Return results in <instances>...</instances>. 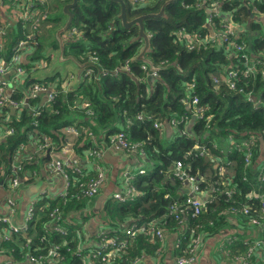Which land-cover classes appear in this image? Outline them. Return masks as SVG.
<instances>
[{"label": "trees", "instance_id": "16d2710c", "mask_svg": "<svg viewBox=\"0 0 264 264\" xmlns=\"http://www.w3.org/2000/svg\"><path fill=\"white\" fill-rule=\"evenodd\" d=\"M4 1L15 6V0ZM72 1L63 0L56 9L63 14L62 9ZM123 1L130 20L158 14L164 8L162 17L144 21L150 37V50L145 54L149 62L138 59L143 40L139 38L137 25L123 28L119 2L80 0L72 9L74 19L69 28L76 27L77 31L71 37L62 35L66 38L63 39L65 56H73L83 66L82 82L76 90L65 86L69 77L59 85L52 83L58 91L53 102L39 106V99H32L27 101V107L17 110V118L6 125L7 129L15 131L0 144V184L6 186L11 181L16 173L12 167L16 151L32 136L41 143L46 138L51 145L59 146L63 142L56 132L63 134L61 129L76 121L80 135L76 150L82 161H87L90 150L114 145L111 137L122 132L129 143L142 145L145 156H140L139 150L132 154L121 149L126 157H137L139 170L126 166L123 171L135 175L133 184L138 193L125 203L117 200L115 194L104 200L98 216L102 225L110 230L109 237H123L129 225L156 220L165 233L177 236L174 264L177 258L188 255L197 239L206 241L222 235L223 230H230V237L239 238L230 246V255L244 254L249 249L243 244L244 238L249 237V232L253 233L254 227L249 217L241 213L233 215L232 210L249 205H254L250 206L254 211L261 208L246 195L257 187L259 175L264 170V76L261 71L264 21L260 19L264 14V0H175L167 5L170 0ZM26 6L23 2L21 8ZM215 8L219 9V14L213 13ZM44 9L49 14L52 10L48 3ZM225 19L234 24V34L229 35L228 40L217 38L213 42L212 34L226 32ZM50 21V17L44 20L42 35L50 30ZM54 22L59 23L58 28L65 25L59 19ZM5 34L0 59L11 57L23 39L18 25L6 29ZM232 43L243 51L237 53ZM193 45L195 47L190 49ZM244 54L249 57L248 64L255 66L254 72L249 76L240 73L235 79L236 89L230 90L225 76L230 70H245L241 59ZM41 56L38 52L32 61L42 60ZM126 64L130 71L124 70ZM88 69H92L93 75L85 76ZM104 72L108 75L102 76ZM34 81L38 80L30 77L27 84ZM48 81L53 82L52 79ZM22 93L23 90H17L12 95L16 100L25 101ZM79 100L83 102L78 104ZM194 100H198L196 106ZM85 103L89 107H85ZM197 108L201 109V115ZM33 109L38 111L36 116ZM2 110L4 116L10 112L9 107ZM139 116L144 119L140 121ZM149 116H153V120H149ZM167 125L173 130L171 138ZM88 132H92L96 140H92ZM203 147L208 154L202 151ZM238 147L242 150L238 151ZM246 154L250 156L248 163ZM41 161L24 163L23 169L34 170ZM177 161L182 162L183 170L195 177L203 190H215L213 199H208L211 202L199 216H193L187 208L189 187L175 175ZM88 165L91 164L88 162ZM221 166L226 171L223 176L218 172ZM142 170L145 174H141ZM41 173L39 170L37 174ZM85 175L88 176L84 180H88L95 171L90 170ZM32 179L25 182L30 183ZM119 186L123 191V178ZM43 198L39 207H44V211L30 224L28 234L23 232L27 238L12 234L10 241L0 239V246L14 257L12 264H29L30 258L51 256L52 250L58 253L60 259H56L62 264H87L85 258L74 253V249L83 244L81 239H76V214L83 217L88 212V218L95 215L92 206L96 198L83 197L79 188L72 190L65 199L47 195ZM174 204L186 211L179 214L181 222L176 219L178 215L172 214ZM4 226L0 225V234L4 233ZM56 228L65 229L68 235L59 234ZM258 231L264 240V227H259ZM183 236L180 248H176L177 240ZM128 241V249L120 252L111 264H132L144 257L156 260L163 255V243L156 236L140 233ZM92 242L94 247L88 248V253L98 248V236ZM261 248L255 249L253 264H264ZM93 262L99 264L88 258V264Z\"/></svg>", "mask_w": 264, "mask_h": 264}, {"label": "built area", "instance_id": "2783aa9c", "mask_svg": "<svg viewBox=\"0 0 264 264\" xmlns=\"http://www.w3.org/2000/svg\"><path fill=\"white\" fill-rule=\"evenodd\" d=\"M141 1H147V0H141ZM23 2L27 5L25 9H22ZM15 6L5 2L4 0H1L0 2V49L3 46V36H6V29L9 27H12L17 22V25L21 27V31L23 33V39L18 43L16 48L14 49V54L6 59L5 57H1L0 59V110L4 107L14 108V109H20L22 107H27L29 100L39 99L40 97L46 95L48 102H53L55 97L57 96V90L53 85H46L44 83H41L40 80L35 81L31 84L26 83L30 80V75L38 69L40 70L39 64L42 60H35L32 61L31 58L33 56V52L29 53L28 55H24L27 49H32L35 51L39 47V43L37 42V36L42 35L41 27H42V21L48 19L49 14L46 9H42L41 11L36 10V2L35 0H15L14 1ZM47 3V2H46ZM46 5V4H45ZM45 7V6H44ZM213 13L219 14V9L215 8L213 9ZM46 18V19H45ZM260 19L264 21V14L260 16ZM37 20V21H35ZM226 32L224 34H212V41L215 42V40L223 39L228 40L229 35H233L234 31V24L228 20H224ZM76 32L77 29L72 28L70 33H68V37L73 34V32ZM187 35V34H186ZM189 36V35H187ZM71 37V36H70ZM190 37V36H189ZM192 39H196L195 37H190ZM36 42V46L35 43ZM195 44V43H193ZM232 49H234L237 53L238 51H243V48L238 47L235 43L231 44ZM195 46H190V49H193ZM25 52V53H24ZM238 56V55H237ZM241 59L244 61V67L245 70L238 71V70H230L227 74V77L225 76V82L228 85V88L230 90L236 89V82L235 79L238 77V75L241 73L243 75L249 76L254 72L255 66H250L248 64L249 57H247L245 54L241 57ZM93 63L96 62V59L92 61ZM258 64H262L261 61H257ZM27 66H30V69L27 68ZM48 66V64H47ZM47 66L45 68H47ZM43 68V69H45ZM122 69V68H121ZM126 71H130L129 64H126V67L124 68ZM262 75L264 76V65L261 68ZM13 72L15 74L16 79L20 82L22 85H26L24 89V100H16L14 99V96L8 92V85L4 80V77ZM31 73V74H30ZM93 75L92 69L86 70L85 76H91ZM108 73L104 72L102 73V76H107ZM219 82V81H218ZM218 87V86H217ZM249 94L248 96H250ZM250 100L251 97L249 98ZM187 102V101H185ZM198 100H194L193 104L196 106L198 103ZM189 104V103H188ZM190 105V104H189ZM192 105V104H191ZM85 107H89L88 103H85ZM197 113H201V109L197 108ZM38 114V111L33 109V115L36 116ZM201 115V114H200ZM138 119L143 120L144 117L139 116ZM149 120H153V116L148 117ZM78 123L75 121L73 124H68L64 126L61 131L63 135L65 134V140H63V137H60V140H62L63 144H60L59 146L56 144L51 145L50 141L45 138L42 143L38 145V151L40 152L41 156L43 152H48L49 156L51 155L52 159L50 162L45 164V172H47L50 175H59L63 181H64V188L63 191L58 193V195L54 196V199L62 198L65 199L72 190L79 188L81 190V193L83 194V197L85 198H97L100 194V191L105 183L106 180V172H105V165L103 164V151L101 149H92L88 153V162L92 165L93 170L95 171V175L93 177L88 178V180H84L85 178V171L84 167L82 166V159L78 155L76 146L79 143V130L77 129ZM157 126V125H156ZM83 128V127H82ZM84 130V129H83ZM14 128L8 129V134L14 133ZM59 132V131H57ZM88 136L92 138V140L95 139V136L92 132H88ZM125 133H117L114 135V137H111L112 142H115L114 145H119L121 149H125L128 152H131L132 154L134 152L140 151L142 157L145 156V151L142 147V145L139 144H132L129 143L126 139ZM96 140V139H95ZM216 145V144H215ZM217 146V145H216ZM239 146V145H238ZM79 147V145H78ZM25 144H20L19 151L24 150ZM199 148L198 146L196 147ZM239 150H242L240 147H238ZM250 151V149H248ZM202 151L207 153V150L205 147L202 148ZM131 154V155H132ZM136 155V154H135ZM245 160L248 163L250 161V156L246 154ZM16 170V173L14 176H12V179L10 181V186L12 189L16 190L18 189L20 183L23 181H28L30 178L27 176H23L24 171L21 166L14 167ZM223 170V168H222ZM141 174H145V171L142 170ZM175 175L178 179H180L183 183H186L189 187V196L186 200L187 208L193 213V216H199L202 214L204 210L207 208V204L211 202V200H208L210 197H212V194L214 193V189H211L210 191L206 192V190H203L199 183L197 182V179L190 175L189 173H186V171L183 170V164L181 161L176 162L175 166ZM221 175V173H220ZM122 176L124 179V190L116 193L114 197L119 200L122 203L127 202L129 199L133 200L134 197L131 195H134L137 192L136 188L134 187L133 181L135 179V175L131 174L130 171H123ZM223 176V175H221ZM77 177V178H76ZM250 184V182H248ZM47 195V192L42 193V197ZM230 196L231 193H228ZM76 198H80L79 196H73ZM246 198L253 199L255 202L259 203L261 205L260 210L254 211L252 207L254 205H249L248 207H244V209H233L232 214L236 215L238 213H241L247 217H249V222L251 226L254 228L252 229V232H249V237L246 239L244 238L243 244L247 247H249L248 251H246L244 254H237V255H230V246L233 245L236 241H239V238H233L228 236L225 238L222 243L219 245V248L217 249L218 255L223 260H229L230 264H253V256L255 253V249L258 247H262L260 251L264 255V240L261 239L258 228L264 227V170H262L261 174L258 178V185L250 193L246 195ZM213 199V197L211 198ZM10 204V215L9 216H0V225L4 224L5 226H9L12 222L11 215L14 214V203L12 200L9 201ZM39 205L38 202H33L30 206V209L27 214L26 223L22 228L9 226L10 231L12 233H19L20 231H29L30 224L36 219L37 217V211H38ZM172 214L178 215L176 218L180 222L182 221L179 214H185V210H180L179 205L174 204L171 207ZM56 232L59 234L62 233L64 236L68 232H64L65 229L63 228H56ZM146 234L149 236H156L161 243H164L166 241V233L165 231L158 225L156 220L150 221L146 224H132L129 225V228L126 231V235L123 237H109L108 233L106 231L101 232L98 235L99 239V246L96 250H93L89 252L91 256L88 253V256L84 254V248H81L82 245H79V248L81 250V253L79 257L85 258L86 260L94 259L97 260L99 264H111L112 260L117 257V255L120 252H123L128 249L130 242L129 239H134L137 234ZM185 238L178 239L176 242V248H180L182 240ZM255 238L258 241L253 242L251 239ZM0 239L4 241H8L9 237H3L1 236ZM204 240L197 239L195 242L192 243V246H190V249L188 250V255L185 257H180L176 259V264H196L199 259V253L202 247ZM52 259H60L58 256V253L56 251L51 252V256L47 257H38V258H30L29 262L31 264H44L45 261H50ZM56 259V260H57ZM54 261V260H52ZM143 261L142 258H139L135 261H133L132 264H141ZM88 264V261H87ZM93 264H96L93 262Z\"/></svg>", "mask_w": 264, "mask_h": 264}, {"label": "crops", "instance_id": "0c3cea01", "mask_svg": "<svg viewBox=\"0 0 264 264\" xmlns=\"http://www.w3.org/2000/svg\"><path fill=\"white\" fill-rule=\"evenodd\" d=\"M51 6V5H50ZM57 14L55 19H59L60 22L62 20V16L67 17L62 9L63 14L61 13L60 9H53ZM52 11V10H51ZM50 11V13H51ZM48 12V11H47ZM49 14V12H48ZM60 14V17H59ZM50 16V14H49ZM63 25L65 22H61ZM17 25V22L14 26ZM56 29H58L57 24ZM55 29L48 30L44 35L37 36V39L42 38L41 42L39 43V47L43 52L39 53L44 58L47 53L51 52V49H47L46 52L44 51L45 45L44 39L48 38L49 35L54 34ZM58 33V32H57ZM41 34V33H40ZM46 35V36H45ZM58 37V36H57ZM49 39V38H48ZM47 40V39H45ZM59 40V38H58ZM60 42V40H59ZM57 41V43H59ZM144 41L142 42V50L144 49ZM59 51H60V57L58 59H46L47 63L49 62V69L52 71L51 78L53 80V76H56V79H64L67 77H73V80L70 82V85L68 82H66L67 88H72L73 90H76L79 88L82 80V73H83V66H81L78 61L73 56H65L64 51V42L63 45L59 43ZM27 52V53H25ZM24 55H28L29 53L34 51L32 49H27L25 51ZM62 65H65L64 68H61ZM69 68V70H67ZM45 70V71H48ZM70 71V72H69ZM44 72L42 69H38V71L31 74V78L39 79L41 80L42 77L41 73ZM71 73V74H70ZM48 79V80H50ZM5 82L8 85V92L10 93H16L17 90H23L25 89V86L22 85L20 82L16 79L15 74L13 72L7 74L4 77ZM47 80V81H48ZM68 81L70 79H67ZM35 82V81H34ZM59 85V84H57ZM23 94V93H22ZM82 100L78 101V104L81 103ZM83 102V101H82ZM47 96L44 95L39 98L38 105L43 106L47 104ZM38 106V107H39ZM14 110V111H13ZM39 110L41 111V108L39 107ZM3 110H0V144L6 140V137L8 135V129L6 125L13 119L17 118L18 113L17 109L10 108V112L8 111V115H3ZM167 133L172 137L173 130L170 128V126L167 125ZM56 134L61 137L63 134H60V132H56ZM37 137L30 138L29 142L25 144L24 150L19 151V147L16 151V155L14 157V161L12 162V167L21 166L23 169L24 163H35L37 161H41V164L38 168L33 169H23L24 174L23 176H27L28 178H33L30 183H26L22 180V183H20L18 189L14 190L10 186V180L7 182V185L0 184V216H9L10 215V204L9 201L12 200L14 203V214L11 215L12 222L9 226H14L18 228H22L27 219V214L30 209V206L33 202H38V205L40 206V203L43 201L42 193L47 192V197L54 198V196L58 195V193L63 191L64 188V181L59 175H50L47 172H45V164L50 162L52 159L51 155L49 156L48 152H43L42 156L40 152L37 150L38 145L41 143L40 139L39 141L36 140ZM226 147V145H224ZM103 151V164L105 165V172H106V180L105 183L100 191L99 196L96 198L95 204L92 208V211H94L95 215H89L88 218V212L85 213L83 217L76 214L77 222L75 224V228H77L76 231V239H81L82 247L84 248L86 257L88 256V248H93L92 240L93 238L97 237L101 230H108L107 226L102 225L101 218L99 215L100 211L103 207L104 201H99L100 197L103 195L112 196L120 191V182L123 178L122 172L126 168V166H132L135 171L139 170L140 165H138L137 157L136 156H130L126 157L122 154V150L119 145H108L104 146L102 149ZM21 158L19 157L20 154ZM35 155H39V157H36ZM28 156V157H27ZM27 158V159H26ZM37 158L38 160H36ZM50 159V160H49ZM87 160V158H86ZM88 161V160H87ZM87 161H82V166L84 167L85 173H88V171L93 170L91 165H88ZM44 167V168H43ZM41 171V174H37L38 171ZM43 170V171H42ZM40 175V176H39ZM98 205V207H96ZM44 211V207H39L37 211V217H39ZM74 221V220H73ZM8 225L4 226V233L0 234V237H9L11 238L12 234H22L21 236L23 239L27 238L24 233L28 234V230L20 231L19 233H12L10 231V227ZM24 232V233H23ZM227 232V235L225 233ZM231 231L229 230H223L222 235H218L213 238H209L206 241L203 242L200 253H199V259L196 264H230L229 260H223L217 253V246L220 245L224 238H227L230 236L229 234ZM166 241L163 243L164 252L161 257H158L156 260L154 258H143V262L141 264H174V244L177 236L174 234H168L166 233ZM1 241V240H0ZM4 241V240H3ZM28 262L27 260H24ZM23 261V262H24ZM59 260L52 259L49 261L51 264H62L61 262H58ZM88 261V260H86ZM48 261H45L44 264L49 263ZM14 263V257L7 253L4 248L0 246V264H12ZM31 264L30 262H28Z\"/></svg>", "mask_w": 264, "mask_h": 264}, {"label": "rangeland", "instance_id": "374dc122", "mask_svg": "<svg viewBox=\"0 0 264 264\" xmlns=\"http://www.w3.org/2000/svg\"><path fill=\"white\" fill-rule=\"evenodd\" d=\"M63 0H35V2H36V10L37 11H41L43 8H44V6H45V4H46V2L48 3V5H51V8H52V10L53 9H56V8H58V6H60V4H62L63 2H62ZM54 11V10H53ZM57 16V14L56 13H54V12H52L51 11V13H50V19H51V23H52V25H51V27H50V30H52V29H55V32H54V34H52V36H51V34L49 35V39L48 38H45V39H47V40H45L44 39V44H46L45 45V48H44V51L46 52V50L47 49H51V52L50 53H47L46 54V56L43 58L42 56H41V59H42V61H41V63L39 64V66H40V68L44 71V72H42L41 73V76L42 77H44V78H42L41 80H43L41 83H44V84H47V85H52V83H54V84H59V82L61 81L60 79H56V76H53V82H49V81H47L48 79H50L51 77V74H52V71L51 70H48L49 69V62L47 63V60L46 59H51V58H54V59H58L59 57H60V51H59V48H58V45H59V40H58V37H57V35H58V31L60 30V29H62V26L60 27V28H58V29H56V25H55V22H54V20H55V17ZM59 17H60V14H59ZM46 19V18H45ZM67 20H68V17H63L62 16V21L63 22H65V24H66V22H67ZM35 21H37V20H35ZM38 22V21H37ZM42 24H44V21H42ZM56 24H57V26H58V22H56ZM65 26V25H64ZM72 29V28H71ZM74 29H76V27H74ZM70 29H68L66 32H64L63 34L64 35H67V37H68V33H70ZM64 35H60V40L62 39V42H63V39H66L65 38V36ZM40 36H41V34H40ZM46 36V35H45ZM41 39L42 38H40L39 37V39H38V41L37 42H41ZM57 41L59 42V43H57ZM35 43V46H36V42H34ZM37 50V49H36ZM34 51V54H33V56H32V58L33 57H35L36 56V54L39 52V53H41V52H43V48H42V51L40 50V51ZM71 55V54H70ZM32 58H31V60H32ZM40 60V59H39ZM47 64H48V66H47ZM47 66V68H45ZM64 66L65 65H62L61 66V68H64ZM43 68H45V69H43ZM45 70H48V71H45ZM67 70H69V68L67 69ZM70 72V71H69ZM71 74V73H70ZM30 77H31V75H30ZM30 79V78H29ZM69 81L67 80V82L68 83H70L71 82V79H72V77H69ZM39 80V79H38ZM63 80V79H62ZM66 88V87H65ZM57 94H58V91H57ZM65 94V93H64ZM187 105H189L188 103H187ZM79 144V143H78ZM77 147H78V145L76 146V149H77ZM132 157V156H131ZM234 169L235 168H233V171H234ZM219 173H221L222 175H225L224 173L226 172L224 169L222 170V166L219 168V171H218ZM85 176H88V175H85ZM246 183H248V182H246ZM249 184V183H248ZM250 186V185H249ZM94 206V205H93ZM93 206H92V208H93ZM96 207H98V205H96ZM103 231H106L107 233H109V231L110 230H106V229H104V230H101V232H103ZM219 248V245L217 246V249ZM74 253H75V255H77V256H79L80 255V253H81V250H80V248L79 247H77L76 249H74Z\"/></svg>", "mask_w": 264, "mask_h": 264}, {"label": "water", "instance_id": "95a60500", "mask_svg": "<svg viewBox=\"0 0 264 264\" xmlns=\"http://www.w3.org/2000/svg\"><path fill=\"white\" fill-rule=\"evenodd\" d=\"M79 1L80 0H73L72 3L67 4L64 7L63 12L68 17V20H67L65 26L58 31L57 36H58L59 40H60V35L63 34L64 32H66L71 27V24H72L73 19H74V14L72 13V9H74L78 5ZM114 1H117L121 4V13H120L119 19L122 23L123 28L129 29L135 25L138 26L139 38L142 39L144 41V44H145L143 51H141L140 55L138 56V59L142 60L144 62H149V60L145 58V54L150 50V37L148 36V34L145 31L144 21L148 18H160V17H162L164 15V8L158 14H147V15L137 17L133 20H130V19H128L127 15H126V5H125L124 1L123 0H114ZM174 1L175 0H170L166 3V5L170 4ZM60 43H61V45H63L62 39L60 40ZM262 146L264 148V143H262ZM106 197H107V195L101 196L99 201L106 200ZM225 235H227V232L225 233Z\"/></svg>", "mask_w": 264, "mask_h": 264}]
</instances>
